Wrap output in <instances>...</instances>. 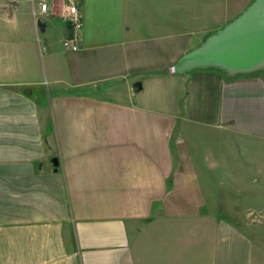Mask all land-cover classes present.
<instances>
[{
	"label": "crops",
	"instance_id": "0c3cea01",
	"mask_svg": "<svg viewBox=\"0 0 264 264\" xmlns=\"http://www.w3.org/2000/svg\"><path fill=\"white\" fill-rule=\"evenodd\" d=\"M40 2L0 0V264H264L222 215L264 195V68L174 71L212 27L181 0H81L73 37Z\"/></svg>",
	"mask_w": 264,
	"mask_h": 264
},
{
	"label": "water",
	"instance_id": "95a60500",
	"mask_svg": "<svg viewBox=\"0 0 264 264\" xmlns=\"http://www.w3.org/2000/svg\"><path fill=\"white\" fill-rule=\"evenodd\" d=\"M39 26H43L41 21ZM219 66L231 75L264 68V0H255L250 8L209 40L184 54L173 70ZM142 88V81L135 84ZM58 164L57 157L53 158Z\"/></svg>",
	"mask_w": 264,
	"mask_h": 264
},
{
	"label": "rangeland",
	"instance_id": "374dc122",
	"mask_svg": "<svg viewBox=\"0 0 264 264\" xmlns=\"http://www.w3.org/2000/svg\"><path fill=\"white\" fill-rule=\"evenodd\" d=\"M199 3L185 4L183 0L180 3V23L187 24L189 22H204L205 24L212 23L211 28H204L201 35L191 37V47L193 50L205 44L209 38L219 33L227 25L233 23L241 15H243L253 4L255 0H241L238 4H222V0H198ZM225 71L229 76L235 77L241 74H251L252 72H238L231 75L224 68L219 66H211ZM261 159L264 158V150L260 153ZM264 172V171H263ZM260 190L264 186V178L261 174L258 182ZM231 193V192H230ZM229 193V194H230ZM227 203H239L241 206L236 208L235 211H228L222 215L235 220L251 237L255 243V257L262 258L264 255V195L248 196L243 195H228ZM250 209H259L258 211L251 212Z\"/></svg>",
	"mask_w": 264,
	"mask_h": 264
},
{
	"label": "built area",
	"instance_id": "2783aa9c",
	"mask_svg": "<svg viewBox=\"0 0 264 264\" xmlns=\"http://www.w3.org/2000/svg\"><path fill=\"white\" fill-rule=\"evenodd\" d=\"M38 13L55 14L74 26V30L83 23L81 0H41Z\"/></svg>",
	"mask_w": 264,
	"mask_h": 264
},
{
	"label": "trees",
	"instance_id": "16d2710c",
	"mask_svg": "<svg viewBox=\"0 0 264 264\" xmlns=\"http://www.w3.org/2000/svg\"><path fill=\"white\" fill-rule=\"evenodd\" d=\"M68 30H69L70 37H73L74 36V26H72L70 23H68Z\"/></svg>",
	"mask_w": 264,
	"mask_h": 264
}]
</instances>
